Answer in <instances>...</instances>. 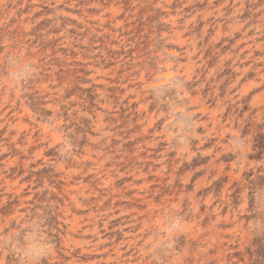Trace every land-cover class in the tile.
Returning a JSON list of instances; mask_svg holds the SVG:
<instances>
[{"label": "rangeland", "instance_id": "obj_1", "mask_svg": "<svg viewBox=\"0 0 264 264\" xmlns=\"http://www.w3.org/2000/svg\"><path fill=\"white\" fill-rule=\"evenodd\" d=\"M17 244L264 264V0H0V264Z\"/></svg>", "mask_w": 264, "mask_h": 264}, {"label": "clouds", "instance_id": "obj_2", "mask_svg": "<svg viewBox=\"0 0 264 264\" xmlns=\"http://www.w3.org/2000/svg\"><path fill=\"white\" fill-rule=\"evenodd\" d=\"M11 239L12 242L15 243V236L13 235L11 238H5V240ZM17 250L22 253L24 258V264H38L39 260L46 255L51 253V245L45 244L39 250L35 249L33 245L28 244L26 246H20L17 244Z\"/></svg>", "mask_w": 264, "mask_h": 264}]
</instances>
